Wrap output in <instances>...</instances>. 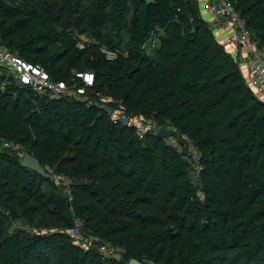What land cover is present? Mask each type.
<instances>
[{"label":"trees","instance_id":"trees-1","mask_svg":"<svg viewBox=\"0 0 264 264\" xmlns=\"http://www.w3.org/2000/svg\"><path fill=\"white\" fill-rule=\"evenodd\" d=\"M228 1L264 52V0ZM17 2L0 0V45L67 92L37 94L0 66V141L71 179L72 202L0 146V264H264V104L197 1ZM111 110L173 127L185 150ZM74 218L88 249L66 233Z\"/></svg>","mask_w":264,"mask_h":264},{"label":"built area","instance_id":"built-area-1","mask_svg":"<svg viewBox=\"0 0 264 264\" xmlns=\"http://www.w3.org/2000/svg\"><path fill=\"white\" fill-rule=\"evenodd\" d=\"M202 14L208 18L210 28H215L224 34L223 45L228 52H231L232 58L240 64L242 70H245L249 75V88L253 91L257 99L264 104V54L261 53L251 41L249 31L244 27L243 23L239 20V15L234 10L233 6L227 0H218L216 2H207L203 5ZM200 12V13H201ZM156 43L151 45L155 47ZM107 60L115 59L116 55L112 52L103 51ZM0 66L6 67L15 74L19 79L20 84L30 86L34 92L41 94L44 92H51L54 96H64L67 92L65 85L62 82H51L48 75L41 68L33 66L11 54L7 49L0 48ZM82 78L86 86H91L93 82L92 74L78 75ZM78 95H83L84 90L78 89ZM88 101V104L93 103L92 100L83 98ZM94 104V103H93ZM96 105V104H95ZM105 108L104 105H100ZM111 119L113 123L122 126L132 127L139 139H143L147 134L158 130L155 122L147 123L144 118L131 117L124 113L122 110H111ZM187 141L184 135H176L172 137L171 145H176L179 141ZM2 146L4 149L20 148L18 144H13L8 141H3ZM23 156V155H22ZM192 160L195 161L193 165L194 181H196L200 168L198 162L200 156L198 151H194ZM56 184L61 186H69L68 178L64 175H54L52 178ZM68 193V202H72V196ZM202 198V197H201ZM81 221L77 218L73 219V226L66 231L69 238L74 244L82 249H88L92 244L91 239H86L81 233ZM101 253L106 257L118 256L120 251L117 248L106 246L101 249Z\"/></svg>","mask_w":264,"mask_h":264},{"label":"rangeland","instance_id":"rangeland-1","mask_svg":"<svg viewBox=\"0 0 264 264\" xmlns=\"http://www.w3.org/2000/svg\"><path fill=\"white\" fill-rule=\"evenodd\" d=\"M197 2V5H198V9H199V12H201V10H202V6L204 5H201V4H199L198 3V0H196ZM2 2L4 3V4H8V5H17V0H2ZM201 14V16L203 17V19L209 24V22L207 21L208 20V18L204 15V14H202V12L200 13ZM240 20V19H239ZM241 22H242V20H240ZM243 23V22H242ZM243 25H244V23H243ZM244 27H245V25H244ZM223 47H224V49H225V51L227 52V53H229V54H231V52H228L227 50H226V48H225V46L223 45V41H222V44H221ZM78 47L79 48H81V45L80 44H78ZM0 48H6L4 45H0ZM259 50V49H258ZM260 51V50H259ZM261 53H263L264 54V52H262V51H260ZM232 55V54H231ZM15 56V55H14ZM10 71V70H9ZM242 71V73H243V77H244V80H245V83H246V85H248L249 86V75L246 73V71L245 70H241ZM250 87V86H249ZM36 93V92H35ZM102 100L103 101H109V100H107V99H105V97L104 98H102ZM145 120V122H147V123H150V122H154L153 120H150V118L148 119H146V118H144ZM169 133H171V135L169 136V137H167V138H165L166 139V142L167 143H171V140H172V137H174V136H176L177 135V133L175 132L176 130L173 128V127H169V128H165ZM175 130V131H174ZM2 143L3 142H1L0 141V146H1V148L2 149H4L3 148V146H2ZM13 144H16V143H13ZM19 146H20V148H11L10 150H12V151H14V152H17V154H18V156H19V158L21 159V162H22V160H23V158L25 157V155H26V148H24L21 144H18ZM180 152H182V151H184L185 150V148H184V145L182 144V143H177L176 145H174ZM186 148H189V149H187V151L185 152V153H191V155H193V152L195 151V146H194V144H193V142L191 141V140H189V143H187V147ZM23 155V156H22ZM186 158H188V157H186ZM68 182H69V186H63V188L64 189H66L68 192L70 191V188H71V185H72V180L71 179H68ZM66 195L68 196V193H66ZM16 226H18L19 228H21V229H26V228H24V226H20L19 224H15ZM15 225H13L14 227H15Z\"/></svg>","mask_w":264,"mask_h":264},{"label":"water","instance_id":"water-1","mask_svg":"<svg viewBox=\"0 0 264 264\" xmlns=\"http://www.w3.org/2000/svg\"><path fill=\"white\" fill-rule=\"evenodd\" d=\"M145 1L146 4L148 5L153 3V0H145ZM155 135L160 136L162 138H167L171 135V133H169L165 128H159L155 133ZM21 165L22 167L31 170L42 177L52 179V177L45 172V169L40 165L39 161L31 155H25V157L21 162ZM129 264H139V263L135 260H131Z\"/></svg>","mask_w":264,"mask_h":264},{"label":"crops","instance_id":"crops-1","mask_svg":"<svg viewBox=\"0 0 264 264\" xmlns=\"http://www.w3.org/2000/svg\"><path fill=\"white\" fill-rule=\"evenodd\" d=\"M209 1H213V2H216V1H218V0H198V3L199 4H201V5H203V4H205V3H207V2H209ZM203 7V6H202ZM212 31H213V33H214V35H215V37H216V40L218 41V43L219 44H222V41H223V39H224V34L223 33H221V32H219L218 30H215V28H212Z\"/></svg>","mask_w":264,"mask_h":264},{"label":"bare ground","instance_id":"bare-ground-1","mask_svg":"<svg viewBox=\"0 0 264 264\" xmlns=\"http://www.w3.org/2000/svg\"><path fill=\"white\" fill-rule=\"evenodd\" d=\"M228 1V0H227ZM209 2H211V1H209ZM213 2V1H212Z\"/></svg>","mask_w":264,"mask_h":264}]
</instances>
